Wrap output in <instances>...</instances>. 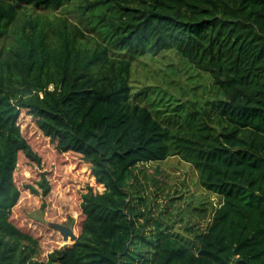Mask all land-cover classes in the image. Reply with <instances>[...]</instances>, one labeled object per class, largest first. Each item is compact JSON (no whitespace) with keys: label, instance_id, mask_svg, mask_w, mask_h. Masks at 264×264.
<instances>
[{"label":"trees","instance_id":"16d2710c","mask_svg":"<svg viewBox=\"0 0 264 264\" xmlns=\"http://www.w3.org/2000/svg\"><path fill=\"white\" fill-rule=\"evenodd\" d=\"M23 109L105 187L46 260L11 220L19 154L42 162ZM172 156L219 197L194 239L134 213L144 165ZM0 264H264V0H0Z\"/></svg>","mask_w":264,"mask_h":264},{"label":"rangeland","instance_id":"374dc122","mask_svg":"<svg viewBox=\"0 0 264 264\" xmlns=\"http://www.w3.org/2000/svg\"><path fill=\"white\" fill-rule=\"evenodd\" d=\"M71 7L73 5L69 8ZM63 12L58 10L54 13L62 15ZM69 15L73 20H77L74 9ZM148 61L151 62L150 66H135V78L145 79L148 69L156 70L161 65L149 59ZM179 66L180 76L185 79L189 74L187 68L183 64ZM19 123L24 136L42 157V162L38 164L29 160L24 153L19 154L14 180L21 190V197L12 209L11 220L38 238L41 246L38 258L46 260L54 249L64 244H72L71 239L64 240L63 234L54 225H67L79 235L85 217L81 210L82 194L89 187L100 192L105 187L96 182L90 163L85 162L82 155L73 151L60 153L50 138L38 128L36 119L26 109L22 110ZM143 170L145 175L140 174V182H136L133 189L137 205L134 213L150 217L148 228L153 230L156 223L162 220L165 225H176L178 228L181 224L191 225L193 229L189 232L193 235H190V238L194 239L198 234L196 227L205 229L208 225L213 205L219 203V197L206 191L199 182L196 168L178 156L147 163ZM44 177L51 184V191L46 197L43 196L39 185ZM28 186L35 187L38 193L32 192ZM190 243L193 246L198 245L194 240H190Z\"/></svg>","mask_w":264,"mask_h":264},{"label":"water","instance_id":"95a60500","mask_svg":"<svg viewBox=\"0 0 264 264\" xmlns=\"http://www.w3.org/2000/svg\"><path fill=\"white\" fill-rule=\"evenodd\" d=\"M56 228H58L61 233L63 234L64 236V240L65 241H68L69 239H71L72 243H74L77 238H78V235H76L73 231V229L67 225H59V224H55L54 225ZM175 232L177 233H180L181 235L187 237V238H190L191 236L185 231L184 228H175ZM65 245V244H64Z\"/></svg>","mask_w":264,"mask_h":264},{"label":"clouds","instance_id":"9594fccd","mask_svg":"<svg viewBox=\"0 0 264 264\" xmlns=\"http://www.w3.org/2000/svg\"><path fill=\"white\" fill-rule=\"evenodd\" d=\"M66 245V244H65Z\"/></svg>","mask_w":264,"mask_h":264}]
</instances>
